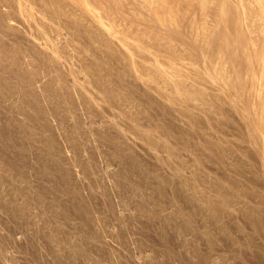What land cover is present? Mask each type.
Masks as SVG:
<instances>
[{"label": "rangeland", "instance_id": "374dc122", "mask_svg": "<svg viewBox=\"0 0 264 264\" xmlns=\"http://www.w3.org/2000/svg\"><path fill=\"white\" fill-rule=\"evenodd\" d=\"M0 264H264V0H0Z\"/></svg>", "mask_w": 264, "mask_h": 264}, {"label": "bare ground", "instance_id": "6f19581e", "mask_svg": "<svg viewBox=\"0 0 264 264\" xmlns=\"http://www.w3.org/2000/svg\"><path fill=\"white\" fill-rule=\"evenodd\" d=\"M239 91L244 92L241 94L242 96V101L246 104V105H251V107L254 105V100H249L248 99V95L250 94V98H252L254 92L252 90L249 91L248 87L245 85V83H240L239 86Z\"/></svg>", "mask_w": 264, "mask_h": 264}]
</instances>
